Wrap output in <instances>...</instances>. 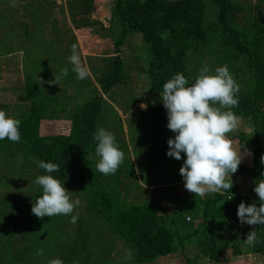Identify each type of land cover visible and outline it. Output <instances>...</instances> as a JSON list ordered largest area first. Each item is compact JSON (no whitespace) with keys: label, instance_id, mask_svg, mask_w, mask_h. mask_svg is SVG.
Here are the masks:
<instances>
[{"label":"rangeland","instance_id":"374dc122","mask_svg":"<svg viewBox=\"0 0 264 264\" xmlns=\"http://www.w3.org/2000/svg\"><path fill=\"white\" fill-rule=\"evenodd\" d=\"M230 2L232 27L246 36L248 46L261 50L258 58L264 57V0ZM116 3L18 0L11 7L10 0H0V110L21 121L20 142L0 140V264H48L49 259L62 257L65 246L75 247V258L64 264H179L174 260L179 256L137 262L144 241L138 229L151 219L141 215L139 209L144 206L166 228L174 231L173 222L182 230L176 231L178 253L188 251L189 262L198 254V263L212 264L199 253V242L204 240L201 230L193 235L192 229L202 221L198 215L211 194L201 198L185 189L179 170L186 156L180 160L169 157L168 140L153 145L156 104L148 76L149 46L140 33L125 34L123 24L113 15ZM205 4L206 40L189 52L185 71L192 83L205 63L213 72L228 66L240 89L238 106L232 109L240 118L239 128L228 136L242 158L240 165L252 168L253 155L240 144V137H256L255 118L264 115V93L253 70L255 58L235 52L219 26L216 5L211 0ZM73 43L89 72L84 80L76 79L68 61ZM116 58L123 62L122 81L104 92ZM64 68H68L67 76H61ZM54 75L61 76L60 84L48 83ZM95 96L102 97L97 128L114 133L124 161L115 174H101L95 167L94 141L82 155L78 174L64 183L70 197L81 201L72 213L77 221L71 223V216L60 215L40 219L31 212L32 197L40 190L34 183L42 172L37 161L45 162L63 148L74 130L73 116ZM141 104L148 107L142 109ZM231 179L236 208L230 219L232 228L222 230L221 235L241 240V250L248 253L251 246L244 239L253 226L241 225L237 211L241 202L250 205L259 197L245 173L236 172ZM157 198L162 201L155 203ZM167 212L174 213L172 222L164 217ZM19 222L28 227L26 237L8 231ZM254 227L259 233L262 226ZM38 249L44 250L43 256L36 254ZM232 256V250H227L225 260L229 262ZM250 259L236 258L234 264H249ZM258 260L257 264H264V254Z\"/></svg>","mask_w":264,"mask_h":264},{"label":"trees","instance_id":"16d2710c","mask_svg":"<svg viewBox=\"0 0 264 264\" xmlns=\"http://www.w3.org/2000/svg\"><path fill=\"white\" fill-rule=\"evenodd\" d=\"M206 0H117L113 11L115 18L123 24L125 34L140 33L149 46L151 57L148 76L151 79L152 92L155 95V131L153 132V145L174 138L175 133L167 128V112L160 99V92L163 85L178 72H182L187 78L185 63L189 52L197 45L206 40L204 24L206 23ZM217 7V19L222 33L230 40L236 53L242 56L255 58L253 70L257 78V84L261 92L264 93V57H261L260 49L253 48L246 44V36L238 29L232 27L233 20L232 4L230 0H211ZM123 62L121 58H116L113 65V73L106 80L103 86L104 92L109 91L122 81ZM190 83V82H189ZM191 84V83H190ZM101 96H95L86 102L73 116L72 122L74 130L72 135L65 139L63 148L45 162H52L59 165L60 171L53 172L55 178L61 183H65L71 176L78 174L82 155L94 143L93 134L97 130V117L101 111ZM255 124L259 127L256 137L242 134L240 144H243L248 152L253 155V167L239 166V173H245L250 177L251 184L255 185L264 173V164H261V156L264 155V115L255 118ZM169 150V146H168ZM184 154H182L183 156ZM48 174L43 169L40 175ZM40 188V186H38ZM228 195L234 193L233 190L225 191ZM34 195V194H33ZM42 195V189L36 191L32 197L35 200ZM221 193L211 194L204 202V207L198 217L203 223L197 224V228H192L193 235L200 230L204 240L199 242V253L209 258L214 263L226 264V251L231 249L233 256L243 255L239 239H227L222 237V230L226 228L219 224L220 219H225L224 223L230 226L229 217L235 212L234 199H228ZM255 203L258 205L259 200ZM141 215L147 220L145 228L138 229V233L143 238V242L137 253L138 263H150L160 258L172 255L176 251V237L180 228L176 224L172 227L174 231L166 228L160 223V219H154L148 206L139 209ZM150 221V222H149ZM152 223V224H151ZM222 223V222H220ZM220 225V228L218 227ZM190 227H193L190 226ZM191 229V228H190ZM260 242L251 246L250 253L264 254V226L259 228ZM8 231L12 235L20 234L24 237L28 234V227L19 222ZM186 231V230H183ZM222 231V232H221ZM190 233V232H189ZM176 235V236H175ZM182 236L181 239H184ZM60 259L63 262H71L75 256V247L65 246ZM57 258V257H56ZM226 261V262H225Z\"/></svg>","mask_w":264,"mask_h":264},{"label":"clouds","instance_id":"9594fccd","mask_svg":"<svg viewBox=\"0 0 264 264\" xmlns=\"http://www.w3.org/2000/svg\"><path fill=\"white\" fill-rule=\"evenodd\" d=\"M18 0H10V6L16 7ZM68 61L71 71L77 80L88 77L87 67L82 63L78 45H71V55ZM68 68L62 69L61 76H67ZM61 76H55L49 84H60ZM194 82L178 72L163 85L160 99L167 111V128L175 133L169 138L167 155L177 160L186 156L179 172L184 180V187L189 193L203 198L208 194L231 190L232 174L238 171L242 158L235 150L233 141L228 134L239 128L240 118L232 110L238 106L239 85L230 73L227 65L216 67L214 72L207 63L199 70ZM155 103V101H153ZM147 104H141L146 109ZM21 121L0 110V140L8 139L14 143L20 142L19 131ZM95 156L98 158L96 170L103 175H113L124 161L125 154L119 148L114 133L104 127H98L93 134ZM91 159L90 156L86 157ZM264 164V155L261 156ZM38 167L46 173L38 175L34 183L42 189L31 209L32 214L40 219L53 216H71L75 223L78 216L72 215L74 209L80 206L79 198L73 200L70 191L64 183L51 173L59 172V165L52 162L37 161ZM264 177V173L261 174ZM230 176V180H229ZM254 192L259 197V204L247 205L241 202L237 216L241 225L253 226L247 233L244 243L254 246L260 242L257 229L254 226H264V178L255 181ZM232 198H229V200ZM38 256L44 255L43 249H38ZM128 256H131L130 251ZM48 264H64L60 258L48 260Z\"/></svg>","mask_w":264,"mask_h":264},{"label":"crops","instance_id":"0c3cea01","mask_svg":"<svg viewBox=\"0 0 264 264\" xmlns=\"http://www.w3.org/2000/svg\"><path fill=\"white\" fill-rule=\"evenodd\" d=\"M233 191H235V190H233ZM183 195H185V194H182L181 196H180V198H182V196ZM162 196V194H160L159 195V197H161ZM237 196V194H235V192L234 193H232L231 194V196H229V198H232V197H236ZM228 198V199H229ZM155 201V203L156 202H160V201H162V199H160V198H157V199H155L154 200ZM179 201V200H178ZM178 201H175V202H178ZM235 205V204H234ZM235 208H236V206H235ZM173 214L174 213H171V212H167V214H165L164 215V217H166V218H168L170 221L173 219ZM233 216H231V217H229L227 220L229 221V223H230V219L232 218ZM188 219H190L189 217H186V221L188 220ZM223 220H225V219H220V222H223ZM172 222V221H171ZM220 222H218L219 224H222V223H220ZM225 222V221H224ZM200 223H203V220L200 222ZM199 223V224H200ZM174 225V223L172 222V226ZM197 225V224H196ZM223 226H225L226 228H224V231L225 232H228L227 231V229L228 228H232V227H230V226H227V224H225V225H223ZM219 228H220V225L218 226ZM195 228H197V226L195 227ZM223 231V232H224ZM178 251L177 252H175V253H173L172 255H169V256H167V257H163V258H171V259H173L174 257H178L179 256V258H174V260L175 259H177V260H175V263H178L179 262V264H200V263H198L199 262V255L197 254V255H195V257H194V259L192 260V261H190L189 262V255H188V251H186V252H183V254H181L180 252L178 253ZM243 254H248V255H240V256H232L230 259H229V262H227L226 264H234V262L236 261L235 259L236 258H240V259H243L244 258V256H249V258H251L250 259V262H249V264H257V261H259L258 259H259V255H257V254H253V253H250L249 251H248V253H243ZM203 257V256H202ZM160 259H162V258H160ZM182 259L184 260V262L182 261ZM208 260V262H212V264L214 263L213 261H211L209 258L207 259ZM214 264H218V263H214ZM240 264H242V263H240Z\"/></svg>","mask_w":264,"mask_h":264}]
</instances>
